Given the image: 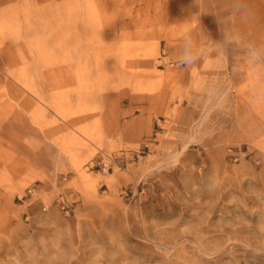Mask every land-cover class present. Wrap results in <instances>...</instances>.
I'll return each instance as SVG.
<instances>
[{
	"label": "rangeland",
	"instance_id": "1",
	"mask_svg": "<svg viewBox=\"0 0 264 264\" xmlns=\"http://www.w3.org/2000/svg\"><path fill=\"white\" fill-rule=\"evenodd\" d=\"M0 264H264V0H0Z\"/></svg>",
	"mask_w": 264,
	"mask_h": 264
},
{
	"label": "built area",
	"instance_id": "2",
	"mask_svg": "<svg viewBox=\"0 0 264 264\" xmlns=\"http://www.w3.org/2000/svg\"><path fill=\"white\" fill-rule=\"evenodd\" d=\"M110 169H111L110 164H109V163H106V164L104 165V172H109ZM30 193H32V191H30Z\"/></svg>",
	"mask_w": 264,
	"mask_h": 264
}]
</instances>
